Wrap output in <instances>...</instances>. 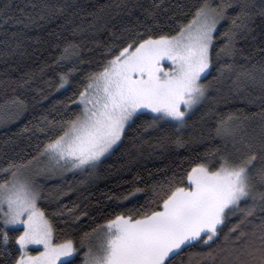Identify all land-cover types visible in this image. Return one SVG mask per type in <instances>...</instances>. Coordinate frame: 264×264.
Masks as SVG:
<instances>
[{
  "label": "snow or ice",
  "instance_id": "obj_1",
  "mask_svg": "<svg viewBox=\"0 0 264 264\" xmlns=\"http://www.w3.org/2000/svg\"><path fill=\"white\" fill-rule=\"evenodd\" d=\"M72 7L41 0L22 17L0 12L3 26L16 29L10 39L0 41L5 45L0 56L25 57L26 42H39L28 33L52 24L56 31L49 35L65 41L53 63L80 59L79 44L64 32L82 35L96 27L102 13L107 11L114 19L113 8L127 9L129 15L133 7L143 8L105 5L80 16L77 23L71 17L78 13L65 15ZM144 11L155 18L154 12ZM221 22H228V27L218 46ZM143 26V31L138 25L124 27L119 36L113 33L116 42L106 47L104 62L84 77L72 101L78 111L59 119L43 117L34 126L45 141L31 159L0 166V264H77L81 253L80 264H264V113L258 134L243 131L239 117L219 120L215 131L225 140L223 148L155 181L144 204L111 214L91 233H84L78 244L57 235L50 214L41 206L42 201L67 195L46 190L42 181L67 173L93 175L124 145L130 132L135 133L133 147L139 154L142 137L165 128L172 132L159 138L156 147L183 146L182 132L194 109L209 98L213 84L208 77L222 59L231 62L220 64L216 71L235 75L239 86L258 82L264 88V59L251 63V54L245 55L240 46L257 27L264 43V0H201L191 18L175 28L164 31L155 26L154 31V26ZM237 57L247 67L238 64ZM74 71L73 66L59 75L58 89L69 83ZM35 78V73H25L19 86H31ZM213 79L219 82V77ZM6 103L14 105L17 113L25 108L19 96ZM8 119L6 111L0 112V122ZM129 154L135 158L136 153ZM143 191L135 188L122 199ZM77 209L79 205H74L67 211L79 219Z\"/></svg>",
  "mask_w": 264,
  "mask_h": 264
},
{
  "label": "trees",
  "instance_id": "obj_2",
  "mask_svg": "<svg viewBox=\"0 0 264 264\" xmlns=\"http://www.w3.org/2000/svg\"><path fill=\"white\" fill-rule=\"evenodd\" d=\"M48 2L57 6L73 5L71 9H66L65 15L78 13L77 16L71 17L77 23H80V16L96 12L105 5L127 3L129 7L139 4L143 8L133 7L130 15L127 9L113 8L111 15L115 17L114 19H109L106 11L101 14L102 18L96 27L82 35L71 37L68 32H64V36L79 44L80 59L73 58L70 62L60 65L53 63L60 55L65 41L49 35V32L56 31L55 25L52 24L34 28L28 33L34 38L38 37L39 42L35 39L26 42L28 54L25 57L6 59L0 56V112L6 111L10 117L7 121L0 122V166H7L10 160L31 159V156L35 155L37 145L45 141V136L35 131L34 126L40 124L43 117L49 120L59 119L61 114L78 111L72 101L81 90L84 77L97 70L104 62L106 47L116 42L113 33L119 36L124 27L138 25L140 31H143L144 24L154 26V31L155 26L168 31L170 27L175 28L181 23H186L201 0H48ZM32 3L39 4L41 0H0V12L22 17L25 13L33 12ZM157 5L159 7H156ZM144 9L154 12L155 18L147 16ZM117 12L119 15H116ZM229 13L232 14L231 10ZM84 27H87V20ZM227 27L228 22H221L220 30L216 34L218 46L223 43L222 32ZM14 30L16 29L3 26V19H0V41L10 39ZM259 31L257 27L255 32L240 44L245 48V55L251 54V63L264 59V51H261L264 49V43L261 42ZM252 36L256 38L252 39ZM56 44L60 45L59 49L55 47ZM4 51L5 45L0 43V53ZM236 60L238 64L247 67L242 58L237 57ZM225 62L231 61L227 58L222 59L213 68L212 76L208 77L213 88L209 98L194 109L188 120V126L182 132L186 141L183 146L169 144L166 147H156L159 138L172 132V129L165 128L145 134L142 137L143 151L139 154L133 147L132 138L135 133L130 132L124 145L106 158L93 175L67 173L63 177L57 176L42 181L46 190L58 189L67 193L59 200L41 203L50 214L57 235L71 238L78 244L84 233H91L93 228L102 225L111 214L144 204L151 195V186L155 181L163 179L173 171L189 168L203 160L214 149L224 147L225 140L216 135L215 129L218 121L228 115L240 118L243 131L249 134L260 132L262 127L260 114L264 113V88L258 82L239 86L234 83L235 75L216 71L220 64ZM73 66L75 71L69 77V83L58 89L59 75L67 73ZM25 73H35L36 78L31 86L21 88L19 86L21 77ZM213 77H219V82ZM14 96H19L24 101L25 108L22 112L17 113L14 105L6 103ZM26 128L29 130L25 131ZM228 150H232L231 141L228 142ZM129 153H136L135 158ZM135 188L144 191L129 200L122 199ZM74 205H79V209L76 210L79 219L67 211V208ZM61 210L63 215L59 214ZM82 210L88 214H80ZM235 222L236 219L233 217L231 223ZM82 258L83 253L77 259V264H80Z\"/></svg>",
  "mask_w": 264,
  "mask_h": 264
}]
</instances>
